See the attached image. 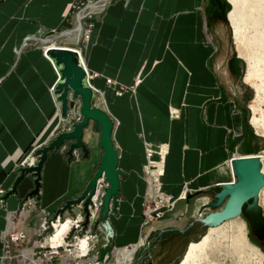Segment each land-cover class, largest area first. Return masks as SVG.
<instances>
[{
	"label": "crops",
	"instance_id": "0c3cea01",
	"mask_svg": "<svg viewBox=\"0 0 264 264\" xmlns=\"http://www.w3.org/2000/svg\"><path fill=\"white\" fill-rule=\"evenodd\" d=\"M71 1L0 0V189L4 191L12 185L26 153L47 144L62 126L51 90L58 75L44 54L52 44L42 47L38 37L51 29L61 31L67 21L72 24L65 17ZM202 2L97 0L89 6L99 10L100 18L95 19L81 56L87 69L100 74L92 84L115 121L118 167L125 173L117 212L109 213L117 245L135 243L140 236L146 147L157 143L165 147L162 186L167 193L176 194L185 182L194 192L231 179L228 159L241 118L214 72L215 50L204 26ZM31 33L37 46L21 50L23 39ZM216 63L220 65L219 60ZM137 75L142 78L135 93L126 91L121 96L104 80L111 77L128 85ZM84 141L88 158L76 156L68 162L61 151L48 153L34 207L23 205L32 186L25 176L17 194L0 204V235L8 212L20 211L15 225L30 231L31 224L36 225L32 212L51 210L83 189L103 153L98 132L90 126L84 129ZM184 202L154 223L155 228H180L191 222L196 217L192 209L197 212L200 204H190L191 199ZM60 226L59 231L66 228Z\"/></svg>",
	"mask_w": 264,
	"mask_h": 264
},
{
	"label": "rangeland",
	"instance_id": "374dc122",
	"mask_svg": "<svg viewBox=\"0 0 264 264\" xmlns=\"http://www.w3.org/2000/svg\"><path fill=\"white\" fill-rule=\"evenodd\" d=\"M72 2L73 0L69 3V15H71L69 21L72 24L69 25L67 21L59 29L61 31H58L60 34L65 33L71 36L65 37L63 34L56 37L54 41L57 45L80 49L81 53L84 54L95 19L98 20L100 14L99 10L94 12L89 6L75 9ZM74 3L76 6L80 5L78 0H74ZM209 6L210 0H203V22L211 40L210 43L215 50L214 72L218 81L226 87L228 95L234 102L241 118V128L235 138L229 158L235 153V155L260 154L263 159L264 171V0H223L221 14H212L211 18L207 17ZM80 12H83V16L78 15ZM77 22L81 24V27H79V34L75 35L76 32L73 31L77 28H69V26H75ZM38 30L40 29L36 31ZM28 35H34V33ZM37 42L29 37L27 44L23 45L22 41L19 47L21 50H27L36 47ZM48 43L49 41L42 43V46ZM19 50V48L16 50L17 53ZM218 60L220 65L216 63ZM98 76H100L99 73ZM137 76L138 79H134L133 83L128 85L117 83L114 79L118 89L114 92L115 95L121 96L123 94L118 88V84L125 85L127 91L135 93V89L140 85L142 78V75ZM247 76L249 79H246ZM131 84L134 85L133 88L130 87ZM96 94L101 102L100 94ZM252 119L257 120V125L252 124ZM89 126L92 127L91 124ZM68 128V123L62 119V126L55 131L54 135ZM142 140L144 141L143 138ZM70 142L71 140H65L56 151L63 152L67 158L65 153ZM157 144V146L153 144L151 147L155 149L156 156L160 158V160L157 158L160 161V164L158 162L159 168L154 173H148L144 167L147 163L146 157L141 166L144 180L142 195L144 206L142 205L140 236L137 242L123 245L113 243L111 247H102L103 234L99 225L95 226L92 211L89 214L87 225L83 224L85 214L82 210V204L72 205L70 210L65 209L61 214L49 219L54 215L55 210L68 199L66 198L57 203L51 210H42L41 213L32 212V216H36V225L34 226L32 223L30 231L15 225L16 216L21 213L20 211L8 212L7 226L4 227L5 230L0 235L2 246L0 261L3 264H180L184 260L190 244L195 243L197 245L193 251L194 258L190 264H264V245L256 241V237L243 215L228 219L218 226L205 229L197 227L196 224L191 225L189 220L180 228L156 229L154 223L165 218L168 213L174 212L177 207H183L186 204L184 201L189 202L185 197L177 200L171 210L159 219L147 221L149 216L145 214L147 205H154L159 196L164 194L175 195L176 198L181 197L188 189L185 182L176 194L167 193L163 190L162 177L166 153L164 145L162 144L161 147V143ZM72 153V159L76 156L81 157L80 149H75ZM33 155L34 152L31 156ZM228 168L231 175L229 161ZM148 176L150 179L146 181ZM100 178L101 180H99L91 197V208L95 201L97 203L101 201V194H104V188L108 185L103 176ZM167 195L165 196L168 197ZM38 201L35 197L25 199L24 196L23 205L34 207ZM194 201L197 202V200L191 199V203H189L194 204ZM259 202L264 213V187L260 191ZM3 203L0 200V204ZM194 210L192 209L193 216H196L197 212ZM206 211L204 210V212ZM188 214L190 215V213ZM65 219L70 220V228L63 234L62 241H56L53 222L56 220L64 221ZM75 223L78 225L75 226ZM238 223H241L240 229L235 227ZM18 230L24 231V237L16 242H8V236ZM84 235L88 236V239ZM80 239L87 240L81 243L82 240L80 241ZM84 245L85 247L82 248ZM129 253H131L130 256Z\"/></svg>",
	"mask_w": 264,
	"mask_h": 264
},
{
	"label": "water",
	"instance_id": "95a60500",
	"mask_svg": "<svg viewBox=\"0 0 264 264\" xmlns=\"http://www.w3.org/2000/svg\"><path fill=\"white\" fill-rule=\"evenodd\" d=\"M58 33L54 29L48 30L39 41L47 43L46 38ZM62 35L59 33L58 36ZM44 53L56 69L58 76L52 93L59 106L60 117L68 123L69 128L59 131L47 144L37 147L28 162L17 167V176L10 188L0 195V200L5 202L10 195H16L18 185L25 176H29L33 187L27 191L25 199L35 197L38 201L41 169L48 153L58 150L65 140H71L65 153L67 161L72 159L75 149H80L82 158H88L90 150L84 141V129L91 124L94 131L98 132V145L103 151L100 160L80 194L66 199L49 219L65 209L70 210L72 205L82 204L85 214L83 224L87 225L92 210L91 197L97 180L103 176L108 185L104 188L94 220L95 226L99 225L103 232L101 246L111 247L115 233L109 221V213L117 212L121 197L120 179L125 177L124 171L118 167L119 155L113 139L115 121L102 107L96 92L88 84L85 67L74 47L49 45L45 47ZM229 162L232 173L230 180L217 182L206 189L187 192V200L194 199L200 204L196 217L190 223L205 229L239 215H246L253 235L258 239L264 238V213L259 202L260 191L264 187L263 159L260 154H243L231 156Z\"/></svg>",
	"mask_w": 264,
	"mask_h": 264
},
{
	"label": "built area",
	"instance_id": "2783aa9c",
	"mask_svg": "<svg viewBox=\"0 0 264 264\" xmlns=\"http://www.w3.org/2000/svg\"><path fill=\"white\" fill-rule=\"evenodd\" d=\"M79 2H80V5L79 6H76L75 5V3H74V0H73V2H72V6L75 8V9H81V8H84V7H88V6H90L91 4H93L95 1H97V0H78ZM70 13H69V8H68V11H67V16H65L66 17V19H70L71 18V15H69ZM86 25V24H85ZM85 28V27H84ZM35 41H37V38L35 37V36H31ZM38 37V36H37ZM38 38H40V37H38ZM27 44V39L24 41V45H26ZM77 51H78V53H79V55H80V57H81V54H80V52H79V50L77 49V48H75ZM81 60H82V63H83V65H84V67H85V64H84V62H83V59H82V57H81ZM85 71H86V78H87V82H88V84L90 85V87L96 92V93H99L100 94V92L97 90V89H95L92 85H91V83H90V79H92V77H93V74L94 73H92V72H90V71H87V69H86V67H85ZM105 83L107 84V85H113V82H114V79L113 78H111V77H106L105 79ZM120 89V88H119ZM117 91V90H116ZM115 91V92H116ZM37 147H34V148H31V150L25 155L26 157H23L20 161H19V163H18V166H24L27 162H28V160H29V158L31 157V155H32V153L34 152V150L36 149ZM236 154V153H235ZM235 154H233V155H235ZM232 155V156H233ZM150 156H151V152L150 151H146V157H147V163H146V165L144 166L145 167V170L147 171L148 170V173H150V168H148V167H150L151 165H152V163H151V161H150ZM229 161H230V159H229ZM150 179V177L148 176L147 177V179H146V181L147 180H149ZM99 180H101V178L100 179H98V181H97V184H96V187H97V185H98V182H99ZM4 191L2 190V189H0V195L3 193ZM188 192V191H187ZM187 192H186V194H187ZM186 194L184 195V198L186 197ZM165 195H167V194H164V195H160L159 196V198L157 199V201H156V203H154V205H147V207H146V212H145V214L148 216V218H147V221L150 219H159L160 217H162L166 212H168V211H170L171 210V208H172V206L174 205V201H171L172 200V195H167L168 197H166ZM101 196H102V194H101ZM153 202H154V200H153ZM100 204H101V201H99L98 203L95 201L94 202V205H93V207H92V216H93V218H94V213L96 212V211H98L99 210V208H100ZM144 206V205H143ZM144 213V212H143ZM75 226L76 225H78L77 223H75L74 224ZM24 231H22V230H18V231H14V232H12L9 236H8V242H16L17 240H20L21 238H23L24 237Z\"/></svg>",
	"mask_w": 264,
	"mask_h": 264
},
{
	"label": "bare ground",
	"instance_id": "6f19581e",
	"mask_svg": "<svg viewBox=\"0 0 264 264\" xmlns=\"http://www.w3.org/2000/svg\"><path fill=\"white\" fill-rule=\"evenodd\" d=\"M79 16H83V12H80L79 14H78ZM232 17V16H231ZM73 28V27H75V28H77L75 31H73V32H76L75 33V35H77V34H79V27H81V24H79V22H77L76 23V25L74 26V25H71V26H69V28ZM56 32V31H55ZM64 34V36L65 37H69V36H71V35H66L65 33H63ZM59 35V33L58 34H54V35H51L50 37H49V39H45L46 41H49V43L50 44H54V45H57V44H55V41H54V39L57 37ZM31 36H34V35H31ZM26 38V37H25ZM25 38H24V40H23V45H24V41H25ZM54 42H53V41ZM42 47H44V46H42ZM45 50V49H44ZM79 50V52H80V54H81V51H80V49H78ZM45 54V53H44ZM46 56V55H45ZM47 57V56H46ZM82 57V56H81ZM48 58V57H47ZM49 59V58H48ZM50 60V59H49ZM84 62V61H83ZM86 67V66H85ZM87 69V68H86ZM87 71H90V72H92V73H94L93 74V77H92V79H90V83H91V85L95 88V89H97V87H95L93 84H92V80L96 77V76H98V73H96V72H94V71H91V70H89V69H87ZM246 79H249V77L247 76V78ZM116 85V83H115V81L113 82V85H111L113 88H114V92L116 91V90H118L117 89V87L115 86ZM119 86H118V88H120V90H121V93L123 92H126L127 91V88H126V86L125 85H121V84H118ZM110 86V85H109ZM133 84H131V88H133ZM53 89V87H51V90ZM98 90V89H97ZM99 91V90H98ZM56 101V100H55ZM61 118V117H60ZM252 124H254V125H257V120L256 119H252ZM146 151H150L151 152V156H150V161H151V163H152V165L150 166V167H148V168H150V172L151 173H154L155 171H156V169L157 168H159V166H158V162H159V164H160V161H158L157 160V158H159V157H157L156 156V152L154 151V149L152 148V147H146ZM29 154V153H28ZM27 154V155H28ZM26 155V156H27ZM26 156H24V157H26ZM145 157H146V152H145ZM262 157V156H261ZM146 159H147V157H146ZM159 160H160V158H159ZM229 160V159H228ZM229 166H230V162H229ZM230 170H231V167H230ZM160 175V174H159ZM231 177H232V173H231ZM3 191H4V189H2ZM187 191H189L188 189H186L185 190V193L181 196V197H178V198H176V196L174 195H172V200L171 201H174V202H176L177 200H179V199H182V198H184V195L186 194V192ZM142 205H144V203H142ZM94 215H95V213H94ZM54 224V227H55V237H54V239H56V241L57 240H60V241H62L63 240V234L66 232V230H68L69 228H70V220H68V219H65L64 221H61V220H56L55 222H53ZM62 226V228H63V226H66V228L65 229H63L62 231H59L60 229L58 228V226ZM60 226V227H61ZM236 228H241V223H238V225L237 226H235ZM85 236V235H84ZM53 237V236H52ZM85 238H87L88 239V236H85ZM51 239V238H50ZM87 239H85V240H87ZM82 240V242L81 243H83L84 241H83V239H80V241ZM140 240H142L141 238H140ZM140 242V241H139ZM88 243V242H87ZM85 244V243H84ZM196 245L197 244H195V243H191L190 244V246H189V249L187 250V253H186V256H185V258H184V260L180 263V264H190L191 263V261H192V259L194 258V253H193V251L195 250V248H196ZM85 247V245L82 247V248H84ZM86 247H87V245H86ZM133 250H135V249H133ZM132 250V251H133ZM129 252V251H128ZM127 252V253H128ZM130 254L131 253H129V256H130Z\"/></svg>",
	"mask_w": 264,
	"mask_h": 264
},
{
	"label": "flooded vegetation",
	"instance_id": "af4514ba",
	"mask_svg": "<svg viewBox=\"0 0 264 264\" xmlns=\"http://www.w3.org/2000/svg\"><path fill=\"white\" fill-rule=\"evenodd\" d=\"M223 9V0H210V6L207 9V11H209L207 13V17L211 18L212 14L213 15H220ZM243 217H245V219L247 220V216L243 215ZM248 221V220H247ZM249 223V222H248ZM256 241L262 245H264V238H260L258 239L256 237Z\"/></svg>",
	"mask_w": 264,
	"mask_h": 264
}]
</instances>
